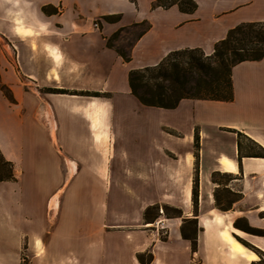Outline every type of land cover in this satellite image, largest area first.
Returning <instances> with one entry per match:
<instances>
[{
	"label": "crops",
	"instance_id": "1",
	"mask_svg": "<svg viewBox=\"0 0 264 264\" xmlns=\"http://www.w3.org/2000/svg\"><path fill=\"white\" fill-rule=\"evenodd\" d=\"M153 1L141 8V0H88V5L82 0H0V82L15 98L11 102L0 89V149L7 160L22 167L28 161L26 155L33 156L29 161L43 173L41 186L47 188V195L51 190L48 161L36 157L45 139L50 140L52 169L57 173L105 170L101 162L89 163V156L97 161V148L107 147L112 153L111 170L128 173L126 186L131 191L128 198L136 211L135 221L141 219L148 205L156 203L182 210L179 217H160L131 229L123 224L109 225L111 229L107 227L101 238L109 231H122L132 242L129 258L116 247L111 264H141L135 255L149 248L154 254L150 264H192L191 243L183 238L181 227L184 219L194 217L199 224L198 250L194 253L202 254L204 264H250L257 259L256 253L233 235L244 236L243 232L229 222L227 214L215 210L211 200L205 203L204 192L214 171L239 174L243 196L235 207L252 226L264 229V157L242 156L239 161L237 134L233 132L240 131L264 147V58L233 67L231 101L182 99L174 109L162 108L177 112L178 121L160 122L155 128L146 117L138 116L133 120L146 127L127 133L120 114L129 106L135 110L151 107L131 94V69L155 65L177 49L199 47L211 54L230 28L257 19L230 20L242 7L222 13V8L204 7L196 0L197 10L184 13L177 5L153 8ZM50 3L58 6L60 13L45 14L42 7ZM118 14L121 17L116 22L104 18ZM143 20L149 21L151 28L135 41L131 61L124 62L107 45V39L118 29ZM48 87L100 91L110 97L53 93L45 90ZM196 137L198 157L194 151ZM221 137L229 141L215 145ZM62 155L69 162L63 163ZM116 158L124 162L117 163ZM196 165L202 188L197 216L192 204ZM66 182L62 180L57 186L58 192ZM146 189L156 192L148 195ZM58 192L48 203L53 212L59 208ZM160 224L168 228L167 240L160 239ZM61 229L54 231L49 244L52 251L58 252L53 245ZM87 231L89 234L91 229ZM248 235L246 238L264 251V236ZM236 241L246 253L234 249ZM70 253L78 257L74 251Z\"/></svg>",
	"mask_w": 264,
	"mask_h": 264
},
{
	"label": "rangeland",
	"instance_id": "2",
	"mask_svg": "<svg viewBox=\"0 0 264 264\" xmlns=\"http://www.w3.org/2000/svg\"><path fill=\"white\" fill-rule=\"evenodd\" d=\"M82 1L85 5H88V0ZM199 1L204 7L214 6L218 9L222 8V13L227 10L242 7L243 9H239L234 14H231L232 16L230 17V20H237L246 17V19L264 21V0ZM149 2L150 0H141L139 5L141 8H145ZM50 4L55 6V4ZM86 9L87 8H85V10ZM142 28L143 26H135L133 24L127 26L126 29L121 32L118 39L114 41V46L118 49L128 51L131 45L135 43L137 34ZM148 108L149 109L145 110H135L132 106H129L123 110L120 115L123 118L122 120L126 121L124 122L126 133L129 130L139 131V129L143 127L139 120H133L134 117H146L151 121V127L155 128L160 122H176L180 119V115H177V112L155 107ZM15 130L16 128L14 126L12 131ZM233 132H235V130ZM235 133L237 134V132ZM225 135L230 136L232 134L226 132ZM47 139L43 141L41 146L42 152L39 155H36V157L48 161L47 173L49 178L47 183H49L51 187V190L50 187L48 189L50 190L49 194L44 195L47 188L41 186L42 178L40 176L43 173L33 167V164L29 161L33 156L28 154L26 155L28 161L25 160L23 167L21 164L15 165L12 162L14 173L16 177L19 176V178H16L15 181H0V264H79L78 260L82 262L92 260L100 264H111V256L116 247L120 248L121 253H125L126 257L129 258L127 251L132 245V242L124 232L109 231L103 235L102 238L101 236L107 229H111L112 226L109 225L123 224L125 225V229H131L135 227V224H144L148 221L144 218L145 209L151 205H148L143 210L139 221L134 220L136 211L134 205H132L128 198V194L131 193V191L126 186L128 173L126 171L113 172L111 170L113 159L110 155L112 153L107 147L97 148V151L100 153V157L97 161L94 156H89V163L101 162L102 164H105L103 165L105 170L94 172H68L62 170L60 173H57L52 169L53 165L51 161L53 160V149L50 140ZM228 141L229 139L226 138H217L215 145L219 146ZM197 143L198 147L196 145L194 146L196 157H198V150L200 148L199 139ZM55 146L57 145L55 144ZM243 146L244 154H256L258 152L257 148L245 140H243ZM119 159L120 158H116L117 163L124 162ZM62 160L63 163L66 161L69 162L63 155ZM196 169L195 173L199 172L198 165H196ZM6 174V168L0 170V176ZM58 175L61 176L63 182L67 180L66 185L61 186L59 192L57 186L62 183V180H59L60 178ZM80 179H82L81 184L76 188L75 185L72 187L73 183H78ZM194 179L195 175L193 178V187L195 186ZM218 179L222 182L221 186L214 183L211 179L209 187L206 192H204L205 203H208L207 201L211 200L212 206L215 210L227 214L228 220L233 226L235 221H238L241 225H245L248 220L239 213L237 206L235 207L236 202L232 203V208L228 211H222L216 207V198H218V203H220L221 207H225L228 203L232 202V199L237 198L240 195L238 193H242L243 196L240 182H238L237 178L230 180L223 174L219 175ZM226 187L230 188L234 193L228 194ZM201 189L198 174L196 183V204L198 214L199 203L201 201ZM142 191H144V189H142ZM55 192H58L59 194V208L56 212H53L52 210H49L48 203ZM146 192L148 195H153L156 190L146 189ZM192 204L194 206L193 189ZM152 205H159V208L150 210L151 217L157 214L159 215L154 221L160 217L166 218L167 213L174 214L173 210L165 209V205L172 206L170 204L156 203ZM75 222H77L76 225ZM74 225L75 227H73ZM58 227H62V229L53 245L55 250L58 251L56 252L51 250L49 244L54 236V231L57 230ZM193 227L192 224L187 223L186 231L191 233ZM158 228L161 240L168 236V228L163 227L162 224H160ZM88 229H91L89 234L93 236L88 234ZM240 231L243 232L241 234L244 236L235 233H233V235L235 237H240L242 240L253 246H256L246 238L249 237V233L246 235L243 230ZM198 235L199 224L197 240ZM37 237L41 240H36ZM236 238L233 239L237 240ZM242 244L246 246L244 243ZM35 247L37 249L36 251L34 250ZM250 250L253 251L252 249ZM71 251H74L78 257L73 255V253H70ZM140 253H143V258L147 262L151 259V253L154 257L150 248ZM256 255V260H259V255L257 253ZM135 256L137 258V254ZM192 258V264H204L202 254H195L193 252ZM242 263L243 261H241V264ZM261 264H264V262Z\"/></svg>",
	"mask_w": 264,
	"mask_h": 264
},
{
	"label": "trees",
	"instance_id": "3",
	"mask_svg": "<svg viewBox=\"0 0 264 264\" xmlns=\"http://www.w3.org/2000/svg\"><path fill=\"white\" fill-rule=\"evenodd\" d=\"M173 5H177L179 10L184 13H193L198 8V3L196 0H154L152 3L153 8H169ZM42 10L47 15L60 13V8L51 4L44 5ZM120 17L121 15L119 14L104 16L107 21L111 22L118 21ZM133 25L143 26L141 31L137 34L136 41L151 28V23L147 20L134 23ZM125 29L126 27H122L115 31L107 39V45L111 48H114L122 57L124 62H130L132 59L131 48L133 47L134 43L131 45L128 51L118 49L114 46V41L118 39L121 32ZM263 58L264 21H244L230 28L227 32V35L223 39H220L216 42L213 53L206 54L199 47L183 48L170 51L159 63L155 65L131 69L128 74V83L131 94L145 106L174 109L179 105L182 99L186 98L231 101L234 99L232 83L233 67L243 61H257ZM0 89L11 102L15 101V98L7 85L0 82ZM45 90L53 93H73L86 96L110 97L109 93L100 91H69L67 89L52 87H48ZM235 132L238 134L237 145L239 161L241 160L242 156L264 157V147L244 133L240 131ZM243 140L249 142L251 145L257 148L258 152L256 154H244ZM197 142L198 137L195 139V145L198 147ZM0 168V170L3 168H6L7 170L6 175L0 176V181L16 180L17 177L13 170V163L5 158L1 150ZM222 174L230 180L234 178H241L239 174L214 171L211 177L212 181L221 186L222 182L218 179V176ZM197 178L198 172L195 173V186L193 187L195 216L198 215L196 204ZM226 190L228 194L234 193L230 188H227ZM238 194L240 195L237 198L232 199V202L228 203V205L225 207H221L220 203H218V198H216V207L222 211L230 210L232 208V203L237 202L242 198V193ZM154 208H159V205H151L145 209L144 218L149 222H154V220L159 216L157 214L151 217L150 210ZM165 209H171L174 211V214L167 213V217H179L182 215V210L179 208L165 205ZM187 223H190L194 226L191 233L186 231ZM234 226L246 233L264 236V229L252 226L247 221L245 225H241L238 223V221H235ZM181 232L183 238L188 239L191 242L192 251L196 252L198 247L197 218L194 217L184 219ZM236 237L259 255V260L253 261L251 264H261L264 262L263 250L249 244L238 236ZM162 240H167V237L162 238ZM246 246L244 247L247 248ZM137 258L141 264H150L154 259L151 253V259L149 262H147L143 258V253L140 252L137 253Z\"/></svg>",
	"mask_w": 264,
	"mask_h": 264
},
{
	"label": "bare ground",
	"instance_id": "4",
	"mask_svg": "<svg viewBox=\"0 0 264 264\" xmlns=\"http://www.w3.org/2000/svg\"><path fill=\"white\" fill-rule=\"evenodd\" d=\"M233 247L236 251L238 252H241V253H246L244 250H243V246L239 243V242H234L233 243ZM249 257V256H248Z\"/></svg>",
	"mask_w": 264,
	"mask_h": 264
},
{
	"label": "built area",
	"instance_id": "5",
	"mask_svg": "<svg viewBox=\"0 0 264 264\" xmlns=\"http://www.w3.org/2000/svg\"><path fill=\"white\" fill-rule=\"evenodd\" d=\"M94 25H95V27H98L99 26V24H98L97 21L94 23Z\"/></svg>",
	"mask_w": 264,
	"mask_h": 264
}]
</instances>
